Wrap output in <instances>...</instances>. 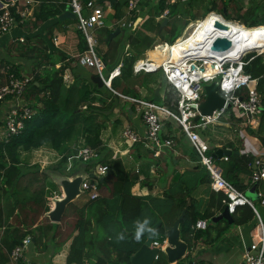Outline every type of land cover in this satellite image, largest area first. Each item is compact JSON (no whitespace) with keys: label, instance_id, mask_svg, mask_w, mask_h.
I'll return each mask as SVG.
<instances>
[{"label":"crops","instance_id":"1","mask_svg":"<svg viewBox=\"0 0 264 264\" xmlns=\"http://www.w3.org/2000/svg\"><path fill=\"white\" fill-rule=\"evenodd\" d=\"M8 1L10 0H1L0 6ZM15 1L20 7H31V13L25 18L24 22H22V25L18 24L10 32L0 34V62L10 63L11 66L14 64L18 75H28L31 77V81L34 79L35 74L42 75L51 68H59L61 65H63L65 70L60 72L59 75H62V81L65 86H68L74 79L77 80V86L82 84L91 86L90 82H92L100 89V92H102L103 88L105 87L108 93L112 92L118 96L116 99L117 104L109 116L110 119L106 121L104 127L101 128L100 137L103 141V144L112 150V156L114 158H119L127 170L138 174V178L131 184L130 191L131 193L140 195L144 198V201L147 204L148 210L150 212L145 211L143 217L144 219H141L140 223L135 221L131 225V232L136 230L137 225L145 223V219L149 220L148 227L155 223L158 219H161V224H163V212L168 214L166 215L165 219H169L170 217L175 219L181 211L177 216L175 215L176 206L175 202H173L171 198V195L174 193L182 194L183 187L186 185L190 189V193L186 198V203L184 205L186 207L185 212L187 206L191 202V197L193 198L192 201H194V210L199 213L204 212L207 207L210 189L212 191L214 190L209 184V173L199 163L192 144L180 128L179 124L171 118L164 120L162 132L170 135L174 139L175 144L169 149L161 150L157 156L152 155V153L142 144L140 140L133 143L127 141L123 137V129L126 126H129L139 135L143 136L145 130L143 122L140 119L138 111L135 109L132 103H130L124 97L116 94L115 91L106 85L102 84L100 86L92 79V77L95 75L93 69L80 64L76 60L75 56L81 52L84 37L76 26V21L74 18L60 17L64 11L68 10L66 1L43 0L42 2H46L49 5L57 7L58 12L55 11L54 15H51L46 20H42L40 22H35L33 19L34 8L39 5L38 0L33 4L31 3V6L28 5L25 0ZM96 1L99 2L98 0ZM160 1L161 0H141L138 5L139 9L137 11H131L130 13L127 12V0L100 2L101 6L106 12V18H108V21L106 25L97 27L99 28L97 41L100 40L101 42V55L99 56L101 59H103V55L109 50V46L104 40L105 30H108L110 31L109 38L114 39V42L119 41V43L116 48V54L114 58H111L109 55L107 57L108 62H105L104 60L102 61L104 62L107 71L120 64L121 72L113 79H116V81L119 82L120 85L114 89L121 94L127 93L128 95H135L139 97H144L143 95H145L148 97L149 95H146L145 93H149L148 90H150V96L152 97H149V99L156 97L157 101H163V98L168 99L169 97V102L171 105L174 104V91L169 85L163 86L158 80L157 84L156 81L153 80H148L146 83L141 82L139 80H142V78L138 79L132 77L133 72L132 74L128 75V79L122 75L123 60L125 57L138 55L139 57L153 59L149 53L151 49L163 51L164 42L170 44L169 40H167L168 38L164 37L163 35L161 36L158 32H156V30H144V32H141L152 37V40L147 47H144L139 51H135L129 42V36L135 34L136 31H139L142 28V24L151 17H154V22L160 23L159 30H162V27L166 26L171 17L169 11L170 7L173 5H176L173 8L175 11H180L177 15H175L176 17H179L180 20H189L193 16L199 19L210 8L206 16H211V14L214 13L226 17L225 13L227 12L229 17H234H226L228 20L234 23H242L244 26H247V24L236 17L238 15H244L245 12L249 13L247 16L244 15V18L247 19V21H264V0H162L165 8L161 13L156 14L155 12L158 9L157 6ZM117 2L123 3L121 7L122 16L120 18L127 16L131 21L134 20L132 26L119 25L118 19L120 18H117L115 14V3ZM190 23L191 21L187 23L183 30H180V35L175 39H178L187 32L186 28ZM151 24L152 23H149L150 26ZM116 29L119 30L112 34ZM241 43L243 44V38H241ZM111 51L112 49L109 50V53H111ZM155 73L156 72H143L142 75L146 78H152L151 74ZM135 75L138 74H134V76ZM0 76L2 79L1 83L5 82L6 74L0 71ZM35 84L39 85L37 81ZM204 93L205 92L203 90L202 99L199 101V103L204 99ZM41 96L42 92L37 95V98H40ZM20 101L32 103L35 112L37 111V107H40L41 105V102L37 101L35 96H31L29 91H25ZM17 102L18 101L14 98L8 97L0 104V141L3 140L4 135L3 119L7 111ZM231 114L234 118H236V120L229 117ZM239 121L240 119L229 107L215 121L207 122L204 127H199L198 130L200 135L212 148L217 146V149H231L232 151H238L237 153L243 152L245 155H249L250 160L248 162V168H250V174L244 176V179L248 181L250 180V175L252 172V167L250 165L252 157L254 156L255 151H258L264 147V144H262V141L260 142L255 135L250 134L249 132L246 138L242 137L239 130ZM250 123L251 124L248 127L256 129L259 124V116L253 117ZM210 124L213 126L211 131L214 133L209 135L204 129ZM216 137H218V140L215 139ZM227 142H233L238 148L232 149L231 147H228L226 145ZM224 144L226 145L225 147H223ZM82 146V138L80 136H75L71 140L67 141L60 150H56L49 145L44 144L37 148H33L30 151L21 152L22 163H27L25 165L26 170L29 169V171H35L36 169H39V171L46 173L45 175L39 176V179H41V183L44 187V205L45 207L47 206V210L53 206L52 197L61 196L62 194L60 185L48 173V170L56 169L67 175L83 171V169L86 171H93L95 164L92 166V168L87 170L85 163L96 161V159L90 161H83L76 158L74 159V155ZM230 154L223 153L221 156H217L213 153V156H217L220 160H227V156ZM225 155L226 158H223ZM63 156L65 157V160L63 161L64 163L61 164L59 162ZM78 161L81 163L79 164ZM70 163H72V166L74 167L71 171L72 173L66 172ZM216 165L221 168L219 162H216ZM31 176L33 177V174ZM99 176L101 175H97L95 177L88 176L86 179L96 183V186L98 187V182L101 180ZM200 177H204L205 179L200 181ZM36 181L37 179L35 181L26 183V188H29V191L40 188L41 183ZM52 181L56 185H53ZM262 181V185H259V182ZM22 183L23 182L21 181L20 185ZM148 183H150V185ZM256 183H258L256 186V191H259L264 197V178L258 180ZM23 185L25 186L24 183ZM58 188H60V191ZM177 188L178 191L175 192ZM180 188H182V190ZM84 193L85 195H83ZM18 198V194L14 193V191H11L10 195L3 193V195L0 196V216L3 219V222L0 223V239L1 235H3L4 230L6 229L5 225L7 223L17 226L19 223L18 220L23 221V215L21 216L19 211V202L21 203L22 201L18 200ZM259 198H257L258 201ZM89 199V193L83 192L72 201L68 202L70 208H68L67 205L65 206L63 214L65 213L66 216L64 222L61 223V233L55 235L54 238L49 240V237L52 235V232H50L47 238H42V242L35 244L31 234H26L31 237V243L26 247L25 255L28 257V259H30L32 264H67L66 256L68 253V248L72 237L77 232L74 227V223L77 218L76 211L77 209H80ZM258 203L259 207H256L264 221V203ZM25 207L29 210L32 209V205L29 203H26ZM47 210L43 212V215L48 217V215L45 214ZM219 213H221V211H218L213 217L219 215ZM63 214L61 218L63 217ZM213 217L210 219L199 218L206 221L207 225L204 228H198L194 226L198 219L191 225L192 230L189 235L190 237H193V241L192 244L187 243V249L182 257L175 261H169L165 255V259L161 258L160 264H189L190 261L193 262L195 260H198L204 264H241L249 247L252 228L256 223L255 216L252 220L240 224L233 223V220L232 222H229L223 217L214 220ZM49 220L51 221L50 218ZM217 221L218 224H215ZM210 222L213 223L209 225ZM19 226L22 230H25L32 228L34 225H30L31 227L28 228L22 223H19ZM169 226H167L165 229H167ZM222 226H225V228L218 233V227ZM66 232L68 233L67 238ZM115 232L118 235L123 234L122 231L115 230ZM131 232L129 237L130 239L132 237H136L131 236ZM45 233L48 232L46 231ZM117 234L115 237L118 239L119 236ZM156 235L157 231L153 240H158L160 243L165 245V231L162 235V241L159 239V236L157 237ZM140 237L143 238L140 242L142 243L144 241V236ZM46 243L48 246L44 248V244ZM59 244H61V249L59 252L51 256L52 248L58 246ZM160 251L164 253L163 249L158 250L152 264H154V262L158 259V256L161 254ZM85 262L92 263L88 260H85ZM7 264H10V260Z\"/></svg>","mask_w":264,"mask_h":264},{"label":"trees","instance_id":"2","mask_svg":"<svg viewBox=\"0 0 264 264\" xmlns=\"http://www.w3.org/2000/svg\"><path fill=\"white\" fill-rule=\"evenodd\" d=\"M42 1L43 0H39V5L34 8L33 19L35 22L46 20L49 16L54 15L55 11L58 12L57 7ZM122 5L123 3L121 2L115 3V14L117 18L122 16ZM174 6L176 5L170 7L169 14L171 17L166 26L162 27V30H159L160 23L154 22V17H151L142 24V28L139 31L129 36V42L135 51L147 47L152 40V37L141 31L156 30L161 36L167 37L169 42H173L174 39L180 35V30H183L188 22L197 19L193 16L189 20H180L179 17L175 16L180 11H175L173 9ZM157 7L158 9L155 13L159 14L165 8L162 0ZM209 10L204 13L202 18L206 16ZM248 14V12L244 13L245 16ZM225 15L229 17L227 12ZM244 15H238L236 18L246 23L247 26L264 24V21H247ZM213 19L215 18L208 15L206 18L198 20L201 21V26L205 29V32L198 36L195 29L193 30L194 27L191 28V30H193L191 37L195 39V41H190L186 44L183 42L182 38L169 44L172 45L170 46L172 49L170 48V54L168 56L175 58L177 54H180L181 49H179V47L183 46V49H185V47L190 44L198 45L202 39L209 35L207 30L211 27H213L215 31L222 30L211 24V20ZM219 21L223 23L226 22L223 18H220ZM149 23L153 25L151 24L150 26ZM18 24L22 25V23ZM226 24H228L229 27H235L237 29V32L243 38L242 47L246 46L232 59L249 51L244 56V60L246 61L244 70L249 73L252 78H256L257 80L256 88L261 95V110L257 128L253 129L247 127L248 129H246L264 144V52L257 54L254 51H250L255 49L253 46L257 49H261L264 46V32L260 31V28L257 26L248 29L247 26L238 25L234 22H227ZM109 33L110 31L105 30L104 40L107 42L109 50L112 49V51L109 53L108 50L103 55L102 60L105 62H108L107 57L109 55L111 58H114L119 43V41L114 42V39H110ZM188 34L189 32L183 37L187 38ZM251 43L252 46H247L251 45ZM84 47L85 44L83 41L81 51ZM173 48H176L178 53L173 52ZM149 53L150 55L153 54L151 51ZM137 56L138 55H131L125 57L123 60L122 75L125 76L126 79H128V75L132 74L131 64ZM11 69L18 74L14 64ZM64 70V66L61 65L59 68L47 70L42 75H34V79L32 78L33 80L28 84L26 91H29L31 96H35L37 101L41 102L40 107H37V111L31 115L30 118L25 120V125L19 134L13 135L6 141H0V196L3 195V193L10 195L11 191L17 193L19 197L18 200L22 201L21 203L19 202V211L21 216L23 215V221L18 220V222L28 228L31 227L30 225H34L32 228L25 230L21 229L19 223L17 226L10 223L5 225L6 229L0 239V264H7L9 262L10 250L14 245L19 243L27 233L31 234L35 244L42 242V238H47L50 232H52V235L49 237V240L61 233V223L64 222L66 216L64 213L60 221H50L47 216L43 215V212L47 210V206L45 207L44 205V187L39 176L45 175L46 173L39 171V169L35 171L26 170L25 165L27 163H22L21 152L30 151L44 144L56 150H60L67 141L75 136H80L83 144L95 147L99 151V157L96 161L85 163L87 170L92 168L95 162L107 165L111 169L98 182V196L87 200L85 204L76 211L77 218L74 227L77 232L70 242L66 263L83 264L85 260H88L93 264H131L130 255L140 246L139 244H141L140 242L143 239L141 237L140 239L136 237L129 238L132 230L131 225L135 221L140 223L141 219H144L145 211L149 210L144 198L130 191L131 184L138 178V174L127 170L119 158H114L112 156V150L103 144L100 137L101 128L104 127L106 121L110 119L109 116L117 104L116 99L118 96L112 92L108 94L100 92V89L92 82H90L91 86L83 84L77 86V80L74 79L68 86H65L62 81V75H59V73ZM36 81L39 85L35 84ZM1 82L2 79L0 76V83ZM111 84L113 88H117L118 85H120L116 79H113ZM245 91L246 89L243 87L241 93L244 94ZM41 92L42 96L37 98V95ZM175 97L176 95L174 93L173 98ZM169 101L170 98L168 97V99L163 98V101L159 102H163L171 108H174V105H171ZM229 117L236 120L232 114ZM226 145L232 149L238 148L233 142H227ZM226 145L224 144L223 147ZM216 149L217 146L214 148L210 147V152L213 153ZM214 159L216 162L220 163L223 176L231 181L238 189L246 191L252 185L257 186L258 183H251L250 180L247 181L244 179L245 175L250 174V168H248V162L250 160L249 155L247 156L243 152L231 153L227 156V160H220L217 156H215ZM62 160H65L64 156ZM32 174L33 177L31 176ZM36 179V182L41 183L40 188L29 191V188H26V183L35 181ZM204 179V177L199 178L200 181ZM21 181L25 186L23 183L20 185ZM148 184L150 185V183ZM180 189L182 190V188ZM176 191H178V188L175 192ZM189 193L190 189L186 185L183 187L182 194L174 193L171 195L176 206V216L185 205ZM192 200L193 198L191 197V202L187 206L186 212L179 225L181 237L189 244H192L193 241V237L189 235L192 230L191 225L199 218H212L218 211H222L225 206L224 194L222 192L212 191L211 189L207 207L204 212L199 213L195 211L194 201ZM254 202L256 203L258 200L256 199ZM26 203L32 205L31 210L25 207ZM67 206L70 208L69 203ZM166 215L168 214L162 213L164 221L157 230L156 236H159L160 240L162 239L165 228L171 225L174 220L173 217L165 219ZM231 216L233 223L240 224L252 220L255 215L252 207L245 204L237 206ZM2 222L3 219L0 216V223ZM211 223L213 222H210L209 225H211ZM215 224H218V221ZM224 228L225 226L218 227V233ZM115 230L122 231V235L124 236L123 240L119 239V237L118 239L115 237L117 234ZM46 231L48 233H45ZM67 235L68 233L66 232V238ZM60 245L61 244L52 248L51 256L59 252L61 249ZM47 246V243L44 244V248ZM164 257L165 254L161 252L154 264H160L161 258L165 259Z\"/></svg>","mask_w":264,"mask_h":264},{"label":"built area","instance_id":"3","mask_svg":"<svg viewBox=\"0 0 264 264\" xmlns=\"http://www.w3.org/2000/svg\"><path fill=\"white\" fill-rule=\"evenodd\" d=\"M25 1L31 6L37 0ZM65 1L68 9L75 14L76 26L83 34L85 41V48L76 54V60L84 66L93 68L94 74L99 75L104 85L132 103L143 122L145 129L143 136L139 135L129 126H126L123 129V137L131 143L140 140L152 155L157 156L161 150L169 149L175 144L174 139L170 135L162 132L164 120L171 118L176 121L196 151L199 163L209 173V184L211 188L214 191L224 194L225 205L228 211L233 213L239 205L247 204L252 207L256 223L252 228L249 247L241 264H264V221L262 216L254 200L245 191L238 189L223 176L221 168L216 165L213 153L210 152L209 144L200 135L198 130L199 127H204L207 122L215 121L230 107L240 119L239 130L241 135L245 138L248 136L249 133L246 128L251 124L250 121L253 117L259 116L261 110V95L256 88V78H252L244 70V64L246 63L244 56L249 51L244 52L235 59H230L225 55L227 51L221 53L210 50V45L213 40L212 37L203 42V44L188 45V48L182 49L179 59L176 60L167 57L158 63L155 59L136 57L132 63L133 74L162 71L166 85L173 88L176 95L173 104L174 108H171L156 99L121 94L112 87L111 83L113 78L121 72L120 64L109 69L106 75L104 74L103 69L105 65L97 53L96 45L98 41L93 32L95 28L106 25L107 15L105 10L101 6V3L96 0ZM140 1L127 0V12L137 11ZM30 13L31 7H20L15 0L3 3L0 6V34L10 32L18 23L24 22ZM221 17L225 19L223 16ZM226 21L232 22L230 20ZM118 23L120 26H132L134 20L131 21L125 16L118 19ZM237 24L244 26L242 23ZM193 25L194 23L191 22L186 28V33L189 32L187 38L193 34V30L199 24L196 22ZM247 27L249 29L253 26ZM183 36L184 34L178 39H175L174 42L185 38ZM167 45L169 44L164 42L163 48ZM254 50L256 53L264 52V46L261 49ZM169 54L170 48L167 47V55ZM11 67L10 63L0 62V71L6 74L5 82L0 84V104L8 97L18 101L7 111L3 119V140L5 141L13 135L19 134L25 125V120L30 118L35 112L32 103L20 101L28 84L31 82V77L25 74L18 75ZM214 79L218 82L217 89L219 93L225 99L224 104L222 108L213 111L212 115H202L198 110V103L202 99L203 84ZM243 87L246 89L244 94L241 93ZM227 105L229 106L227 107ZM197 115H199V118L195 120ZM98 157V149L86 144H83L74 155V159L83 161L94 160ZM223 158H226V155ZM250 165L252 167L250 175L251 182H257L264 178V147L255 151ZM108 168L107 165L95 163L93 171L97 175H103ZM80 187L83 189V192L89 193V198H95L99 194L96 183L86 178L82 180ZM256 193L260 197L259 202L264 203L262 194L259 191ZM206 225L207 223L204 219H198L194 224L198 228H204ZM30 243L31 237L26 235L19 243L12 247L9 252L10 264H32L30 259L25 255V249ZM152 245L162 248V244L158 240H153ZM83 264L92 263L84 262ZM192 264L204 263L195 260Z\"/></svg>","mask_w":264,"mask_h":264},{"label":"water","instance_id":"4","mask_svg":"<svg viewBox=\"0 0 264 264\" xmlns=\"http://www.w3.org/2000/svg\"><path fill=\"white\" fill-rule=\"evenodd\" d=\"M101 1H109L112 2L113 0H98ZM74 13L70 11L69 9L64 11L60 15V17H71L74 18ZM211 24H213L214 27L220 28V29H228L229 25L226 23H223L219 21L218 19L211 20ZM119 29H116L112 34L117 32ZM233 38L226 34H216L213 36V40L210 45V50L213 52H224L227 50H230L234 47ZM92 79L97 82L100 86L103 84L102 80L100 79L99 75L95 74ZM218 82L216 79L209 83H205L203 85L204 90V99L199 103L198 109L202 115L212 114V112L215 109L222 108L224 104V97L219 93L217 90ZM157 93V92H156ZM153 99H156V97H153ZM229 105H227L228 107ZM199 118V115L195 117V120ZM231 152H238V151H232L231 149H222L218 148L214 152L217 156H221L223 153L230 154ZM109 168L105 174L110 170ZM48 173L57 181V183L61 187V196L52 197L53 200V206L52 208L48 209L45 214L48 215V217L52 221H59L61 219V216L64 212L65 206L68 202L72 201L74 198H76L79 194L83 193V189L80 187L81 182L86 177H95L97 176L96 173L93 171H86L83 169V171L73 173L71 175H67L62 173L59 170L56 169H50L48 170ZM104 175V174H103ZM103 175L99 176L100 179H102ZM246 194L251 197L253 200L257 199L258 195L256 193V185H252L249 189L246 190ZM185 206L182 208L180 214L173 220L172 224L165 229V236H166V244L164 245L163 251L164 254L167 256V259L169 261H175L178 258L182 257L187 249V242L180 237V228L179 224L181 219L184 216L185 213ZM225 218L229 222H232V216L231 213L228 212L227 206L224 207V209L219 213V215L213 217L214 220H217L219 218ZM161 224V219H158L155 223L149 226L151 231L145 230L141 236H144V241L141 243V245L130 255V263L131 264H152L153 259L159 250L157 246H151V242L154 239L155 233L158 229V227ZM131 236H136V230L131 232ZM192 261H190L189 264H191Z\"/></svg>","mask_w":264,"mask_h":264},{"label":"rangeland","instance_id":"5","mask_svg":"<svg viewBox=\"0 0 264 264\" xmlns=\"http://www.w3.org/2000/svg\"><path fill=\"white\" fill-rule=\"evenodd\" d=\"M1 1V0H0ZM108 14V13H107ZM207 17V16H206ZM205 17V18H206ZM222 18V17H221ZM107 19V21H108V18H106ZM74 20H75V18H74ZM195 20H193L192 22H194ZM226 21V20H225ZM196 22H198V26L195 28V31H196V33H197V35L198 36H200V35H202V33H204L205 32V29L201 26V21H196ZM196 22H194V24H196ZM228 21H226L225 23H227ZM258 28H260V31H262V32H264V26H257ZM247 28V27H246ZM255 28V27H254ZM98 30H99V28H95L94 29V35L97 37V39H98ZM212 30V28H209V30H207L209 33H211L210 31ZM186 34V33H185ZM184 34V35H185ZM183 40V42L184 43H189L190 41H195V39H193L191 36L189 37V38H183L182 39ZM203 40L204 39H202L200 42H199V44H203L202 42H203ZM205 42V41H204ZM101 44V42H100V40H98V42H97V45H96V50H97V53L99 54V55H101V51H100V45ZM198 44V45H199ZM182 48H184L183 46L182 47H179V49H182ZM173 52H175V53H178V50H176V48H173ZM153 53V52H152ZM151 56L153 57V59H155V61L157 62V56H155V54L153 53V54H151ZM93 69V68H92ZM104 70V74L106 75L107 74V68H104L103 69ZM152 76V78H146V77H144L143 75H142V73H140V74H138V75H135L134 76V74L132 75V77H135V78H138V79H140V78H142V80H139V81H141V82H144V83H146L148 80H153V81H156V84H157V80L158 81H160V83H161V85H166V82H165V79H164V75H163V73H162V71L161 70H159V71H157L155 74H151ZM149 91V93H145L146 95H149L148 97L147 96H145V95H143L144 97H146V98H149V97H152V96H150L151 95V91L150 90H148ZM102 92H104V93H108L107 92V89L104 87L103 88V90H102ZM124 94H127V93H124ZM212 125L210 124V125H208L204 130H205V132L206 133H208L209 135L212 133H214V132H212L211 130H212ZM243 137V136H242ZM216 140H218V137H216L215 138ZM59 163H64L63 162V160H62V158H61V160H60V162ZM78 163L80 164L81 162L80 161H78ZM66 166V165H65ZM73 166H72V163H70L69 164V166H68V169H67V171L66 172H68V173H72L71 171L73 170ZM52 183H53V185H56L53 181H52ZM261 183H263V181L262 182H259V185H262ZM58 190L60 191V188H58ZM83 195H85V193L83 194ZM256 206L257 207H259V203L258 202H256Z\"/></svg>","mask_w":264,"mask_h":264},{"label":"bare ground","instance_id":"6","mask_svg":"<svg viewBox=\"0 0 264 264\" xmlns=\"http://www.w3.org/2000/svg\"><path fill=\"white\" fill-rule=\"evenodd\" d=\"M211 17H214L215 19H220L221 16L217 15V14H211ZM220 17V18H219ZM198 21V20H197ZM229 22V21H228ZM231 26V25H230ZM211 33H209V35L207 37L204 38V40L206 41L207 39H210L212 38L214 35L216 34H226L228 36H230L231 38H233V42H234V47L231 48L230 50H227V52H225V55L226 57L232 59L235 55H237L241 49H243L244 47L243 44L241 43V36L240 34L237 32V29L235 27H230L229 30L228 29H222V30H218V31H215V29L212 27V30L210 31ZM203 40V41H204ZM203 43V42H202ZM175 45V44H174ZM172 45H167L163 51H159L158 49H151L150 51L153 52L155 54V56H157V62L160 63L161 61H163L164 59H166L167 57H169L167 55V47H170ZM247 46H252V43L251 45H247ZM255 49H257L255 46H253ZM188 48V46L185 47V49ZM183 49V48H182ZM182 49L180 50V53L182 51ZM162 50V49H160ZM158 54V55H157ZM179 55L180 54H177V56L175 58H171L169 57L170 59L172 60H176V59H179ZM154 57V56H153ZM209 66V64H208Z\"/></svg>","mask_w":264,"mask_h":264},{"label":"clouds","instance_id":"7","mask_svg":"<svg viewBox=\"0 0 264 264\" xmlns=\"http://www.w3.org/2000/svg\"><path fill=\"white\" fill-rule=\"evenodd\" d=\"M209 14V13H208ZM225 18V17H224ZM199 19H202V17L201 18H199ZM226 19V18H225ZM195 21L196 20H198V19H194ZM226 20H228V19H226ZM193 21V20H192ZM191 21V22H192ZM258 25H264V24H258ZM252 26H255V25H252ZM255 53H256V51L255 50H253ZM262 53V52H261ZM258 54V53H257ZM213 81V80H212ZM211 82V81H210ZM209 83V82H208ZM215 152V151H214ZM213 152V153H214ZM246 192V191H245ZM257 192V191H256ZM257 198H259V196L257 197ZM256 199H254V201H255ZM259 201H260V198H259ZM258 201V202H259ZM256 204V203H255ZM226 206V205H225ZM224 206V207H225ZM228 210V209H227ZM229 212V211H228ZM230 213V212H229ZM232 214V213H231ZM148 225H149V220L148 219H145V223H143V224H139V225H137V228H136V238L137 239H140V236H141V234L147 229V230H149V231H151V229L148 227ZM119 239H121V240H123L124 239V236L121 234L120 236H119ZM153 241V240H152ZM151 244H152V242H151ZM162 244V248H160V247H158L159 248V250H162L164 247V245H163V243H161ZM152 246H154V245H152Z\"/></svg>","mask_w":264,"mask_h":264}]
</instances>
